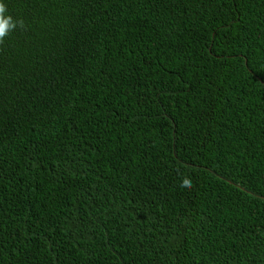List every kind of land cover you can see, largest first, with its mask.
Returning <instances> with one entry per match:
<instances>
[{
    "label": "trees",
    "instance_id": "obj_1",
    "mask_svg": "<svg viewBox=\"0 0 264 264\" xmlns=\"http://www.w3.org/2000/svg\"><path fill=\"white\" fill-rule=\"evenodd\" d=\"M0 3V264H264V0Z\"/></svg>",
    "mask_w": 264,
    "mask_h": 264
},
{
    "label": "clouds",
    "instance_id": "obj_2",
    "mask_svg": "<svg viewBox=\"0 0 264 264\" xmlns=\"http://www.w3.org/2000/svg\"><path fill=\"white\" fill-rule=\"evenodd\" d=\"M6 6L0 3V44H3L4 38L13 31L17 26L23 28L24 22L22 20L13 21L11 16H6ZM182 187H190V181L184 180Z\"/></svg>",
    "mask_w": 264,
    "mask_h": 264
}]
</instances>
